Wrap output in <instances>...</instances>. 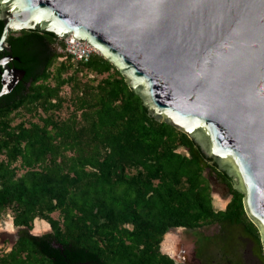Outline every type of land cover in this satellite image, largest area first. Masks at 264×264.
<instances>
[{
    "label": "trees",
    "instance_id": "1",
    "mask_svg": "<svg viewBox=\"0 0 264 264\" xmlns=\"http://www.w3.org/2000/svg\"><path fill=\"white\" fill-rule=\"evenodd\" d=\"M7 43L24 74L0 96V216L10 208L18 229L0 264H184L161 252L166 233L214 223L218 263L243 264L240 230L261 257L241 193L232 190L226 209L214 210L204 174L210 160L150 116L106 60L71 61L51 32L21 30ZM65 105L68 116L57 118ZM19 111L38 121L12 125ZM36 219L50 231L32 235Z\"/></svg>",
    "mask_w": 264,
    "mask_h": 264
},
{
    "label": "water",
    "instance_id": "2",
    "mask_svg": "<svg viewBox=\"0 0 264 264\" xmlns=\"http://www.w3.org/2000/svg\"><path fill=\"white\" fill-rule=\"evenodd\" d=\"M0 19V50L30 29L91 46L150 116L230 168L264 255V0H0ZM3 68L0 96L23 74Z\"/></svg>",
    "mask_w": 264,
    "mask_h": 264
},
{
    "label": "flooded vegetation",
    "instance_id": "3",
    "mask_svg": "<svg viewBox=\"0 0 264 264\" xmlns=\"http://www.w3.org/2000/svg\"><path fill=\"white\" fill-rule=\"evenodd\" d=\"M0 21L2 23V29H3V21L1 19H0ZM2 29L0 31V37H1ZM17 33L18 32H13V33H10L9 35H13V34L15 35ZM8 36H7V38H8ZM7 38L4 41L3 49L0 50V84H1V75L4 71L3 64L10 69H15L18 72L22 73L21 70L14 67V65H13L14 60L17 58L12 55L11 48L7 43ZM23 74H22V76H23ZM22 76H21V78H22ZM207 159H209L210 161L208 162V167L205 168L204 174L207 178L208 185L210 187V193H211V195L213 192H217L218 194H220V197L222 198V200L225 203H224L223 208H221L219 210H225L227 205L231 202V200L233 198L232 190H236L239 192L237 180H236L235 176L233 175V172L230 168H227L225 166H218L210 158H207ZM213 209H214V207H213ZM216 211H218V210H216ZM244 215H245L246 219L248 221H250L245 213H244ZM207 226H209V225H207ZM210 226L212 227V229H211V231H209L207 233L200 230L206 226H202V227H199V228L193 229V230L187 229L189 231H196L195 241H194V249H193L192 255L189 259H186L185 256H179L180 260L177 262L184 263V264H214V262H221V261H216L214 258H212L213 253L211 251L213 248H216V246L209 242V241H213V239L219 238V233H220L221 228L215 223L210 224ZM255 228L257 230L259 242H260L261 248H262L261 257H259L258 253L255 252L256 251L255 250L256 245L253 242V239L251 237H249L248 235L244 234V232L242 230L237 232V238L240 240V245L238 246L237 249L241 253L238 261L242 262L243 264H260L261 262H264L263 245H262L261 237H260L259 231H258L256 226H255ZM17 238L18 237H17V232H16V240H17ZM16 240H15V242H16ZM205 242L208 243L209 248L207 247L208 249L202 253L201 243H205ZM13 245H12V247H13ZM200 247H201V249H200ZM11 248H10V250H11ZM209 250H210V252H208ZM215 264H221V263H215Z\"/></svg>",
    "mask_w": 264,
    "mask_h": 264
},
{
    "label": "rangeland",
    "instance_id": "4",
    "mask_svg": "<svg viewBox=\"0 0 264 264\" xmlns=\"http://www.w3.org/2000/svg\"><path fill=\"white\" fill-rule=\"evenodd\" d=\"M55 48L58 52L62 53L59 45L58 46L55 45ZM104 76L105 75H101L95 78L96 80H99L101 77ZM87 77L93 78L92 75H88ZM61 94L63 96H67L68 88L64 87L62 89ZM68 114H69V110L66 105L63 106L61 110L55 112L57 118H65L68 116ZM12 116L14 117L12 121V125L17 124L20 121H24V122H27L29 120L38 121L36 117L24 113L23 111L13 113ZM179 151L184 152L183 149H179ZM21 172L22 171H19L18 173L20 174ZM211 197H212V205L215 210H219L223 208L225 202L220 197V194H218L217 192H213ZM11 215H12L11 209L8 208L5 209L0 216V257L5 253L9 252L10 248L12 247V245L16 240V232L18 229L12 225ZM51 216L53 218H58V213L55 212ZM211 229L212 227L209 225L200 230L207 233L211 231ZM49 231H50V227L45 221L36 219L35 222H33L30 233L32 235L39 236ZM195 233L196 231H189L184 228L169 230L164 236L162 244L160 245L161 252L167 254L168 256L173 258L176 262L180 260L179 256H185L186 259H189L194 249ZM202 245L204 244L201 243V246ZM211 252L213 253L212 258H214L216 261H220L217 249L213 248ZM215 263L218 262H214V264Z\"/></svg>",
    "mask_w": 264,
    "mask_h": 264
},
{
    "label": "built area",
    "instance_id": "5",
    "mask_svg": "<svg viewBox=\"0 0 264 264\" xmlns=\"http://www.w3.org/2000/svg\"><path fill=\"white\" fill-rule=\"evenodd\" d=\"M62 42L61 52L70 57L73 62H87L88 59L93 55L97 54L93 48L86 45L78 40L70 38L69 40L59 39Z\"/></svg>",
    "mask_w": 264,
    "mask_h": 264
},
{
    "label": "bare ground",
    "instance_id": "6",
    "mask_svg": "<svg viewBox=\"0 0 264 264\" xmlns=\"http://www.w3.org/2000/svg\"><path fill=\"white\" fill-rule=\"evenodd\" d=\"M70 38H72V39H75V40H76V38H74V37H72V36H70ZM70 38H69V39H70ZM90 47H91V46H90ZM91 48H92V47H91ZM94 50H95V49H94ZM95 52H96V51H95Z\"/></svg>",
    "mask_w": 264,
    "mask_h": 264
}]
</instances>
